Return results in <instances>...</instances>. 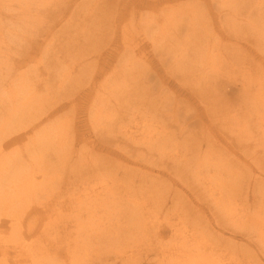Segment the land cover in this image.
Here are the masks:
<instances>
[{
	"label": "bare ground",
	"instance_id": "1",
	"mask_svg": "<svg viewBox=\"0 0 264 264\" xmlns=\"http://www.w3.org/2000/svg\"><path fill=\"white\" fill-rule=\"evenodd\" d=\"M176 1L179 0H112V3L110 0H41L42 3L31 7L32 0H24L23 7H18L16 13L23 14L26 22L31 20L34 13L48 20L42 29L31 28L35 33H41L40 36L58 37L72 29L70 26L74 23L76 29L72 30L77 38L71 39L77 42L82 53H78L74 60L67 55L70 59L68 64L58 60L54 62V69L62 68L55 78L48 73L47 76L36 74L33 79H25L22 70L27 65L32 47L19 46L13 51L0 49V264H93L91 252L94 254V264H121L124 260L119 256L125 253H115L113 243L127 236L132 237L131 242L139 243L138 251H143L147 264V258L151 255L156 257V264H183L180 259L182 252L201 249L205 252L214 247L222 251L228 247V242H234L232 239L223 240L215 233L217 239H204L203 242L192 240L187 244V240L181 239L180 230L173 225L166 226L167 223L163 222L152 228L154 218L132 211L126 214L124 208L125 214L116 210L115 220L90 221L95 215L94 211L105 210L113 203L112 188L107 195L104 192L103 179L107 175L117 177L116 183L146 179L141 171L139 175L135 174L113 155L110 158L108 153H105L106 157L102 155V149L108 144L106 131H112L104 129V125L113 127L115 123L127 120L134 122L136 128V120L143 114L141 107L154 113L151 118L157 117L158 122L162 123L163 132V127L167 129L164 123L176 121L178 116L180 105L177 101L169 104L159 92L151 90L153 88L148 77L152 70H148L152 61L145 60L148 52L157 58L162 65L163 75L168 78L174 77L173 74H179L186 80L193 78L199 87L204 86V90L206 85L213 88L225 83L239 87L235 97L234 87L226 93L240 101L236 105L239 111L235 112L231 105L219 108L217 117L212 116L217 118V125L226 133L228 141L240 148L244 157L251 150V141L262 142V157L256 154L254 157L262 170L263 247L258 253L264 259V16L261 39L259 32L258 37L257 33L247 32L257 30L252 26V29L247 28L249 23L241 17L250 10L251 0H196L192 7L200 9L199 6H202L206 10L200 17L166 13L168 6L165 4ZM122 2H125L123 9ZM117 26L123 34L118 40L115 36ZM215 26L217 30L212 34L220 37L212 45L206 40L205 45L194 46L191 54L188 49L179 47L180 36H186V39L187 35L199 36L210 32ZM167 32L172 33L170 39L164 38ZM224 37L235 41L230 51L222 43ZM183 40L185 42V37ZM236 41L256 47L257 53L262 54L259 63H252L255 58L240 48L243 62H233L234 59L229 57L237 49ZM213 51L217 53L212 55ZM10 54L20 56V59L9 64ZM190 55L193 58H189ZM91 56L95 59L87 61ZM120 61L122 64L117 67ZM167 61L169 65H166ZM110 62L114 63L112 67H109ZM186 65L190 68L188 74L182 73ZM251 73H258L262 77ZM153 74L158 78L156 70ZM179 76L174 78L184 85ZM38 81L43 85L42 94L38 93ZM158 85L161 92L163 86L161 83ZM167 91L171 93L170 89ZM212 107L218 106L208 104V108ZM165 108L166 111H162ZM105 110H109L110 115L106 121L102 117ZM252 112H256L257 118H251ZM62 115L65 117H60ZM81 115L85 118L78 117ZM199 126L204 125L200 122ZM143 133L144 130L138 132L137 136L140 137L137 139V131L117 133L123 144L116 148V152L121 155L135 153L145 160L146 166L158 167L167 173L168 163L172 161H166V149L175 140L174 136L164 132L163 137L156 140L142 137ZM178 134L182 137L183 129ZM118 138L114 135L111 141L117 143ZM88 141L96 147L92 156L84 148ZM191 142L196 141L191 137ZM200 149L201 145H198L197 152ZM155 151L159 152L156 157L152 156ZM42 154L49 158L43 169L39 164L44 159ZM195 154L192 153L193 157ZM240 161H236L235 171L229 172L230 178L235 179H232L233 184L236 180L238 182L237 190L231 196L233 200L243 203V210H249L256 202L252 188L257 180L242 173L245 165H240ZM183 162L186 167L188 161ZM221 167H232V164H222ZM56 168L60 169L59 174L54 173ZM50 171L53 174L49 175ZM244 185H247L246 189ZM189 191L193 196H198L195 190ZM227 195L220 192L216 199L211 196L212 205L224 209L222 203L228 199ZM159 198L160 211L167 204L174 207L183 204L174 196ZM118 200L122 201L121 198ZM192 210L208 224L198 208L192 207ZM230 227L236 230L234 235L246 236V223L242 219L230 220ZM166 229L170 230V237L174 241H181L178 240L175 245L173 241L168 247L163 245ZM4 235L6 240L2 242ZM238 246L245 253H241V256L250 259L248 246ZM193 264L221 263L202 258Z\"/></svg>",
	"mask_w": 264,
	"mask_h": 264
},
{
	"label": "rangeland",
	"instance_id": "2",
	"mask_svg": "<svg viewBox=\"0 0 264 264\" xmlns=\"http://www.w3.org/2000/svg\"><path fill=\"white\" fill-rule=\"evenodd\" d=\"M23 1L24 0H0V49L12 50L13 48L15 49L19 46H31L32 53L26 60L27 65L22 70L25 79H33L36 74L47 76L48 73L50 76H52V78H55L61 73L62 68L54 69V62H57L58 60V62L67 63L70 60L67 55L73 57L74 60L79 56L78 53H82L81 49L77 47V42L72 41L71 39L77 38L74 31L72 30L76 29V27L73 23L70 26L72 29L61 33L58 37L40 36L41 33L37 34L32 31L31 28L42 29L48 20L43 15L35 16L36 14L34 13V15H31V20L26 22L23 14L16 13L19 6L23 7ZM124 1L126 2V0ZM32 2L33 4L30 3L31 7L42 3L41 0L40 2L36 3H34L35 0H32ZM125 2H122V9L124 8L123 6H125ZM110 3H112V0H110ZM196 3V0H179L173 3L165 4L168 6H165L167 8L166 13L180 15L182 17L193 14V16L200 17L206 13V10L203 9L202 6H199L200 9L195 7L197 9L196 10L194 7H192ZM187 6H190V8L187 9ZM249 8L250 10L246 11V13L244 12L241 17L243 20L246 19V22L249 23L247 28L252 29L254 27L257 31L247 32L250 34L257 33L256 37H258L259 32L260 38L262 39V16H264V0H251ZM142 12L144 13L146 11ZM25 24L28 25L25 26ZM63 24L64 22L62 25ZM216 30L217 28L215 26V28L211 29L210 32L202 33L199 36L187 35V39L186 36H180L181 44L179 47L181 49H188L189 54H191L194 46H201L200 44L205 45L207 43L206 40H209V45H212L213 41L217 40V37H220L218 34H212V32H216ZM171 34V32H167L164 38L170 39L172 37ZM14 35H16L15 39ZM115 36L117 40L123 37V34H121L119 31L118 26L116 28ZM184 37L185 42L183 40ZM222 41V43L226 45V49L229 51L232 48L231 45H233L235 42L234 40H229L225 37ZM214 45L219 47L217 44ZM81 48L87 49L88 47L84 48L81 46ZM239 48L244 50L245 53H250V55L255 58L254 61H251L252 63H259L258 60H261L262 58V54L257 53L256 47L252 48L246 42L238 41L237 49L230 53L229 57L234 59L233 62H243V56H241ZM258 49H262V47H258ZM217 51H213L212 55H214V53L216 54ZM220 52L222 51L220 50ZM189 58H193V55H190ZM16 59H20V56L10 54L9 61L7 63L12 64L14 61H16ZM94 59L95 57L91 56L87 61L91 60L90 62H92ZM108 59L109 54H107V60ZM145 60L152 61L151 69L148 70H152L148 77L150 80V86L153 88L151 90L154 93L159 92L160 96L164 97L166 102L169 104L177 101L180 105L178 116L176 121H167L164 123L167 129L165 130L163 127V132L161 130L162 123L158 122V119H156L157 117L155 119L151 118L154 113L151 110H144L141 107L139 108L143 114L142 116L139 115L138 119L136 120V128L133 126L134 122H128L127 120H124L121 123L117 122L113 125V127L104 125V129H112V131H106V142H108V144L102 149V155L106 157L105 153H108L110 154L108 155L109 158L113 155L115 158H118L121 162L126 164L127 168L132 170L135 174L139 175V171H141L146 179L141 181L134 179L133 183L130 180L116 183L115 180L117 177L113 176L112 174L107 175L103 179L104 192L107 195L112 188V198H114V200L111 202L113 203L109 204L105 210L97 209L94 211L93 214L95 215L90 221L106 222L109 219L115 220L117 218L116 210H119L125 214L123 210L124 208L126 210V214L128 211H132L133 213H142L143 215L154 218L155 221L152 228H156L158 225L163 224V222L167 223L166 226H170L169 224L173 225L176 229L180 230L181 239L184 241L187 240V244L192 240L203 242L202 240L204 239H217L215 233H218L223 240L232 239L234 241L231 243L228 242L229 245L226 244L228 247L223 248L222 251L217 250V248L213 246V250L208 249L205 252H203L202 249L194 252H182L180 259L183 264L197 263L202 258L213 259L215 261H219L221 264H264V259H262V256L258 253V250H262L263 247L262 170L259 169L258 160H256V157H254L255 154L257 157H262V142L251 141L249 143V148L251 150L249 154L244 157L239 151L240 148L228 141L226 138V133H224L222 129L218 127L216 122L217 112L221 107L228 108L229 106L233 105L232 109L236 110L235 112L239 111L236 105L240 101L233 98L236 95V91H239V87L225 83L222 85L218 84L213 88L210 85H206V90H204V86L199 87L194 83L195 80L193 78L186 80L181 78L179 74H173L174 77L179 76L182 81H184V86L173 76H171V78L164 76L163 70H161L162 65L150 52L147 53ZM247 63L250 62L247 60ZM121 64L122 61L117 64V67H120ZM169 64L170 62L167 61L166 65ZM109 65V67H112L114 63L110 62ZM155 70L158 73V78L153 74V71ZM182 73H190L189 66H184ZM251 74L262 77V75L258 73ZM254 75L251 77H255ZM159 83H161L163 86L161 92L158 88ZM37 84L38 93L42 94L43 85H41V81H38ZM231 87L235 88H233V97L226 95L229 88ZM167 89H170L171 93H169ZM208 104H216L218 107L208 108ZM133 105L136 107L135 103H133ZM163 106H166L165 102L163 103ZM205 108L208 111H206ZM108 111L109 110H105L102 114V117L105 118V121L108 120V117H110ZM162 111H166V108ZM220 111H222V113L224 112L223 109H220ZM255 113L256 112H252V119L257 118ZM60 117L64 118L65 116L62 115ZM78 117L82 119L85 118L82 117V115ZM200 122L203 123V127L199 126ZM180 129H183L184 132L182 137H180L178 134ZM124 130H129L132 133L137 131L135 139L140 137L137 135L138 132L142 130H144L142 137L153 139L157 138L156 140L161 139L164 132H168L173 135L175 140H173L172 144L168 146L169 149H166L168 152L166 161H172L168 163V172L165 173L158 167L146 166L144 164L145 160L138 158L135 153L133 155L130 153H126L125 155L118 154L116 152V148H118L119 145L121 146L123 143L120 142L122 139L117 133H123ZM114 135L119 137L117 143L111 141L112 136ZM89 136L92 142V134ZM191 137L196 142H191ZM198 145H201L199 152H197ZM84 148L86 153H89L91 156L93 154V148L96 149L94 143L91 145L89 141L86 143ZM154 149H156L155 146ZM193 152L196 153L194 157L192 155ZM45 154H50V152H45ZM158 154L159 152L157 153V151H155L153 152L152 156L156 157ZM42 156L44 159H41L39 164L43 169L46 167V163L49 158L45 157L44 154H42ZM238 159L241 160L240 165H245L242 173L245 172L250 179L257 180V184L252 188L255 192L254 195L256 202L254 207L248 208L249 210H243V203L233 200L234 198L231 196V193L237 190L238 182L236 180V183L233 184L232 179L234 178H230L229 172H231V170L235 171V163ZM185 160L188 161L186 167H184L182 164V162ZM222 164H232V167H225L224 169H221ZM25 168L27 170L31 169L30 167ZM59 170V168H56L54 173L57 172L59 174ZM118 173L120 174L121 172ZM51 174H53L52 171L49 172V175ZM246 186L247 185H244L243 188L246 189ZM105 189H107V191ZM189 190H195L198 196H193ZM220 192H222V194L225 196L228 194V199L222 203L224 209L215 207L211 203V196L216 199L218 198V194ZM161 196L177 197L183 202V204H177L176 207H174L173 204H167V206L162 211H160L159 197ZM119 198H121L122 201H119ZM109 200H111V198H109ZM192 207L199 209V212L205 217L208 224L204 222L202 216L196 215V211L192 210ZM214 219L216 223L214 222ZM232 219H242L245 221L246 236L241 234H233L236 230L230 227V220ZM120 222H124V220H121ZM215 224L219 227H217ZM222 227L226 229H223ZM107 236H109V233H107ZM170 236V230L166 229L164 238L162 240L163 245L168 247L173 243L174 239ZM5 238L6 236L4 235L1 241H5ZM130 239H132V237L127 236L122 238L119 242L113 243L115 253L122 255L125 253L124 256H119L122 261H125H123L121 264H147L143 251H138L139 243H133L130 241ZM178 240L181 241L180 239H176L173 245H175ZM152 243L154 244V242ZM221 244L224 245V243ZM238 244L248 246L247 254H250V259H246V256L244 258L241 256V253H245L242 250L243 248H240ZM91 254L93 256L92 262L94 264V254L92 252ZM147 259H149V264H156L154 262L156 259L155 256L151 255Z\"/></svg>",
	"mask_w": 264,
	"mask_h": 264
}]
</instances>
